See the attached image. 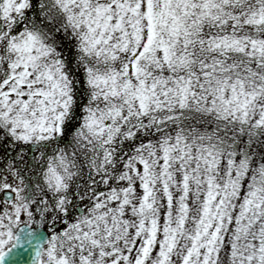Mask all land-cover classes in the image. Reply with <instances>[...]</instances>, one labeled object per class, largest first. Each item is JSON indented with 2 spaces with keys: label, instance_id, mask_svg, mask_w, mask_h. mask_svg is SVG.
Instances as JSON below:
<instances>
[{
  "label": "snow or ice",
  "instance_id": "snow-or-ice-1",
  "mask_svg": "<svg viewBox=\"0 0 264 264\" xmlns=\"http://www.w3.org/2000/svg\"><path fill=\"white\" fill-rule=\"evenodd\" d=\"M0 264H264V0H0Z\"/></svg>",
  "mask_w": 264,
  "mask_h": 264
}]
</instances>
